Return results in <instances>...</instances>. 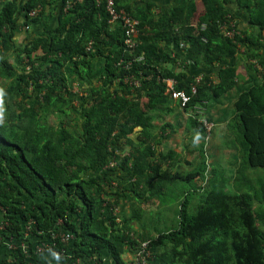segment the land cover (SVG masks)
Listing matches in <instances>:
<instances>
[{
  "label": "trees",
  "instance_id": "obj_1",
  "mask_svg": "<svg viewBox=\"0 0 264 264\" xmlns=\"http://www.w3.org/2000/svg\"><path fill=\"white\" fill-rule=\"evenodd\" d=\"M68 1L74 5L65 12ZM120 1L118 8L140 21L135 48L127 49L119 23H109L104 1L62 0L53 27L44 22L51 0H0V207L6 219L0 237L17 246L4 264H53L35 247L66 233L71 241L53 239V250L65 251L59 264L89 258L104 264L103 256L126 264L124 255L143 242L149 264H264V175L250 171L264 170V0H184L159 16L152 3L132 8ZM245 18L250 32L239 29L237 20ZM22 22L44 30L19 43ZM224 28L235 30L234 37ZM241 48L249 79L234 103L242 156L234 190L219 185L214 170L204 188L178 193L175 226L147 234L142 205L157 199L163 207L165 191L179 182L207 179L197 113L191 120L201 137L199 167L176 171V153L156 149L164 136L156 133L152 113L173 101L167 80L189 94L196 86L185 111L203 102L208 109L238 85L231 58ZM141 55L142 62L126 69ZM179 60L184 66L175 71ZM189 64L204 72L200 81L188 75ZM217 68L214 82L209 70Z\"/></svg>",
  "mask_w": 264,
  "mask_h": 264
},
{
  "label": "crops",
  "instance_id": "obj_2",
  "mask_svg": "<svg viewBox=\"0 0 264 264\" xmlns=\"http://www.w3.org/2000/svg\"><path fill=\"white\" fill-rule=\"evenodd\" d=\"M184 0H121L120 3L122 5L136 8L139 6L147 5V4H154L155 7L153 8L154 14L156 16H159L164 11H167L171 8H174L181 4ZM200 1L198 0L197 4H199ZM62 5V0H51V7L48 9L46 17L44 18V22H50V24L55 27L59 20V14H60V8ZM235 8V5L233 6ZM67 12V10H65ZM239 29L243 32H250L251 27L247 21V18H245L243 21L237 20ZM44 30L43 25L37 26L35 29L33 28V25H25L20 24V27L18 29L17 34V41L19 43L24 42L26 39H28L31 36L38 35ZM258 30L256 31V34H258ZM259 49L261 50L262 56L264 58V43L263 46ZM175 50L179 52V48L175 47ZM245 49L241 48L239 53L234 57L231 58V63H236L239 78L237 79V86L229 93L225 94L224 96L220 98L213 99L210 103H207L209 105L208 112V118L214 121L216 125H218V128L221 126L222 133H223V140L226 139L227 132L230 133L233 131L232 123L235 122L236 118V109L234 107V103L237 100L239 94L242 92V90L247 86V80L249 79V73L247 68L248 61L245 59ZM176 58V54H174ZM177 59V58H176ZM187 63V62H186ZM256 65L257 63L254 62ZM184 65L181 63V60L176 64V66H172V68L176 71L179 67H183ZM189 70L188 75L191 77L193 75L197 76L196 78H202L204 75L202 72V69L196 68L194 65L189 64ZM258 69L259 66H258ZM212 72V80L214 82H218L217 69H211L209 70ZM195 108H198V106H195ZM195 113H197V110L193 111H185L180 108L179 104L175 101H171L168 105V109L164 111L154 112L152 113V116L155 117L154 122L155 126L157 128L156 133L158 135L164 136V138H161V143L157 145L156 149H158L159 153H163L165 155H168L170 152H175L176 156L174 159L175 163V169L176 171H184L181 170L182 167H190V168H197L202 164L203 158L201 155V137L199 135V132L195 128L194 122L191 120L192 117H194ZM167 117L173 118V123L167 120ZM212 121V122H213ZM237 123V121L235 122ZM168 124V125H167ZM167 126L166 131L163 133V127ZM229 130V131H228ZM178 136V140H176ZM180 137V138H179ZM225 137V138H224ZM237 141V138H236ZM240 146V143L237 142ZM186 153L188 154V157H191L193 159L189 160V158H186ZM239 154V153H238ZM241 155V151H240ZM239 155V156H240ZM237 157L236 160H240ZM242 159V158H241ZM241 160L238 161L240 164ZM166 168V167H165ZM192 170V169H190ZM194 170V169H193ZM238 170V169H237ZM253 169L250 171L252 172ZM237 172V171H236ZM200 182V179L196 181V188H198V183ZM147 205H142V208H146ZM128 212V211H127ZM2 215L0 213V220L2 219ZM138 228V227H137ZM147 234H150V232L147 231ZM28 246V245H27ZM29 247V246H28ZM138 250H130L124 255V260L126 263L131 261ZM10 250L5 245H0V264H4L9 258H10ZM44 255L49 256L50 261H52L53 264H59L60 258L56 255H52L50 253H45L39 257H42ZM103 259L104 264H114L113 261L110 260L108 256L101 257ZM99 260L94 258H89L87 260V264H98Z\"/></svg>",
  "mask_w": 264,
  "mask_h": 264
},
{
  "label": "built area",
  "instance_id": "obj_3",
  "mask_svg": "<svg viewBox=\"0 0 264 264\" xmlns=\"http://www.w3.org/2000/svg\"><path fill=\"white\" fill-rule=\"evenodd\" d=\"M105 2V8L106 11L108 13L109 16V23L111 24H117L119 23L124 31L125 34V45L127 47V49H131V48H135L138 46V40L136 39V37L139 34V26H140V21L132 16H130L127 11L125 9H119L117 4H116V0H96L97 5L99 6L100 4H102V2ZM77 2H81V0H75V3ZM74 2L68 1L65 10H69L73 7ZM38 13V10L32 11L30 13L31 16H35ZM232 28H234V25L231 24ZM202 31L206 30V25H203L201 28ZM225 31V35L227 37L233 38L236 31L235 30H227L226 28H224ZM203 41L206 42V39L203 38ZM145 59L144 55H141L139 57H137L135 60L129 61L127 63V65L125 66L126 69H130L131 65L133 62H142ZM122 63V62H121ZM260 68V67H259ZM199 81L201 80L198 79ZM125 82L130 83L133 86H140V82L139 80H137L136 78H126ZM168 83V93L171 94L172 96V100L175 101L176 103L179 104L180 108L183 110H186L188 108V106L190 105V103L192 102L193 96L196 95L197 93V88L196 86L192 87V93L189 94L186 91L183 90H176L174 89L175 85H176V81L175 80H167ZM204 104H202L201 106H198V108H195V110H197V114L200 116L199 117V121L200 123H202L203 128L205 130V137H204V150L206 151L207 146L209 141L211 140L214 128H215V123L210 121L207 117H206V102H203ZM111 167H113V164H111ZM208 174V171L206 173V175ZM207 179H208V175H207ZM0 213L3 216L2 219L0 220V232L5 230V225H6V219H5V210L3 208L0 207ZM113 214L115 216H118L120 214V209L115 207L113 209ZM120 219H118L119 221ZM60 223H62V221H60ZM27 232L25 233L26 238H28L30 236V233L32 231V227H33V223H28L27 224ZM57 235H61L63 240L66 242H69L73 239V236L69 233L66 234H55L53 235V237L51 238V241L48 242H42L40 244H38L35 247V253L36 255L41 256L45 253H50L52 255H56L58 257H61L64 255V252H56L53 250V247L55 246V244L53 243V239L57 236ZM0 245H5L11 252L10 254V258L12 259V254L14 251L17 250V246L15 244V241L13 240H8V239H2L0 237ZM28 243L27 242H22L21 246L22 248L27 251L28 250ZM147 247H148V242H143L141 247L138 248L137 253L135 255V257L129 261L126 264H149V259H150V253L149 251H147ZM28 260L30 258V255H28ZM31 264V262H30ZM75 264H87L82 260H78Z\"/></svg>",
  "mask_w": 264,
  "mask_h": 264
},
{
  "label": "rangeland",
  "instance_id": "obj_4",
  "mask_svg": "<svg viewBox=\"0 0 264 264\" xmlns=\"http://www.w3.org/2000/svg\"><path fill=\"white\" fill-rule=\"evenodd\" d=\"M200 79V78H197ZM77 90V89H76ZM208 110V109H207ZM206 110V117L208 118V112ZM199 116V115H198ZM200 117V116H199ZM211 120L210 118H208ZM167 120L173 123V118L167 117ZM213 121V120H211ZM214 122V121H213ZM234 125H232V129L234 132H232L231 129H229L231 132L226 134V139L223 138L222 128L221 126L218 128V125L215 123V128L211 137V140L208 143L206 151L204 150V155L206 158V164H207V171H208V179L212 178L213 172L215 170L216 182L219 185L225 186L226 191L234 190L233 183L236 178V171L239 168L238 161L242 160L240 155V146L236 142L237 138V132L235 128H233ZM228 130V131H229ZM180 138V137H179ZM225 138V137H224ZM178 140V136L176 138ZM239 153V154H238ZM240 155V156H239ZM186 158H189V160L193 159L191 157H188V154L186 153ZM240 160H236L237 157ZM190 167H182L181 170L192 172ZM190 170V171H189ZM182 172V171H181ZM184 173L185 175H187ZM251 175L255 177H261L264 175L263 169H254L251 172ZM200 180L198 183V188H204L207 186V181ZM225 179H227L228 182H225ZM196 181L193 184H190L188 182H179L177 186H173L172 189L167 194H164L162 197V200L166 202H161L163 207H160V203L157 199L153 200V203L150 206H146L147 210L145 214H143V222L145 225H147V231L155 235L154 228H164L165 226H175V218H176V211L178 206V201H180V197L178 196V193L182 192L183 190H186L187 192H191L190 190L196 187ZM218 187V186H217ZM199 203V197H195L194 201L192 202L193 206L198 205ZM150 216V217H149ZM138 225L135 223V228L137 229ZM146 232V231H145ZM143 233V231H142ZM147 233V232H146Z\"/></svg>",
  "mask_w": 264,
  "mask_h": 264
}]
</instances>
